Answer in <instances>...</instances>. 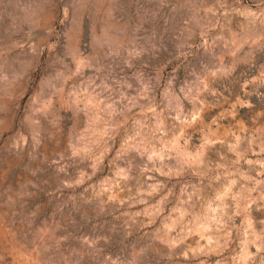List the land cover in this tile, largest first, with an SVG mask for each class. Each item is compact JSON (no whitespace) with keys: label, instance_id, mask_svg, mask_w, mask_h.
Segmentation results:
<instances>
[{"label":"rangeland","instance_id":"374dc122","mask_svg":"<svg viewBox=\"0 0 264 264\" xmlns=\"http://www.w3.org/2000/svg\"><path fill=\"white\" fill-rule=\"evenodd\" d=\"M0 264H264V0H0Z\"/></svg>","mask_w":264,"mask_h":264}]
</instances>
